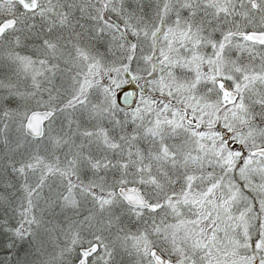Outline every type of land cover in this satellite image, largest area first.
<instances>
[{"label": "snow or ice", "instance_id": "obj_1", "mask_svg": "<svg viewBox=\"0 0 264 264\" xmlns=\"http://www.w3.org/2000/svg\"><path fill=\"white\" fill-rule=\"evenodd\" d=\"M0 264H264V0H0Z\"/></svg>", "mask_w": 264, "mask_h": 264}]
</instances>
